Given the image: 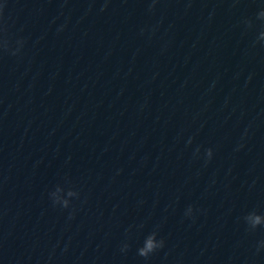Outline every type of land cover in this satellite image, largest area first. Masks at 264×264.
<instances>
[{"label": "clouds", "instance_id": "9594fccd", "mask_svg": "<svg viewBox=\"0 0 264 264\" xmlns=\"http://www.w3.org/2000/svg\"><path fill=\"white\" fill-rule=\"evenodd\" d=\"M156 0H153V7L155 4ZM6 5L4 4H0V25H2L3 22V11ZM107 5L105 4L104 7H106ZM103 10V8L101 9ZM151 10V9H150ZM258 18L260 19H264V11L259 12L258 14ZM249 23L250 26V22ZM0 30L5 31L6 32V28H2L0 27ZM258 39L260 41H264V31H261L259 34ZM7 41V39H3L0 40V48H3L5 50L8 49V46H5L2 42ZM18 47L12 51V55H17L20 52V49L23 46L24 41L21 40H17L16 41ZM189 143H191V141H189ZM200 151L199 148L196 149V154H198ZM205 155L207 157L208 160H211L212 156H213V150L211 148H208L205 150ZM72 193H69V196H71ZM52 199H53V204L54 206L56 204H59L62 208H68L69 207V200L68 199H60L59 197L56 196L55 191L53 193H51ZM193 209L191 206H189V208L187 209L186 215H190L192 213ZM71 218V215L70 217ZM244 220L246 221L247 225L249 226V230H255L257 227L260 226H264V214H258L255 211H252L250 213H248L245 217ZM264 243V242H262ZM164 245V241L161 240H157V233L151 232L150 234H148L143 242L142 247H140L138 249V255L144 258H148L150 254L154 253L158 248H162ZM128 247V245L124 246V249L122 250H126ZM259 250V249H258Z\"/></svg>", "mask_w": 264, "mask_h": 264}]
</instances>
